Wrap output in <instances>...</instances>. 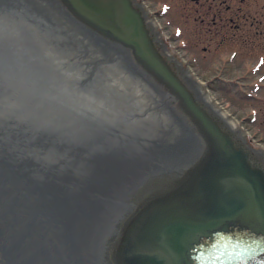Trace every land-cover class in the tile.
<instances>
[{
  "label": "water",
  "instance_id": "1",
  "mask_svg": "<svg viewBox=\"0 0 264 264\" xmlns=\"http://www.w3.org/2000/svg\"><path fill=\"white\" fill-rule=\"evenodd\" d=\"M154 39L134 0H0V264H264V156Z\"/></svg>",
  "mask_w": 264,
  "mask_h": 264
},
{
  "label": "flooded vegetation",
  "instance_id": "2",
  "mask_svg": "<svg viewBox=\"0 0 264 264\" xmlns=\"http://www.w3.org/2000/svg\"><path fill=\"white\" fill-rule=\"evenodd\" d=\"M134 1L141 8L147 9L146 11L149 13L146 17L147 21L150 18L156 20V22L160 18L164 20V17L158 16L160 13L155 8L159 10L163 9V7L169 10L172 9L170 13H173V10L183 11L179 15L185 21L184 23L188 24L186 22L188 18H191L196 23L194 40L200 45V49L207 51L210 45L215 44L216 50L219 51L218 57L222 58H216L215 62L220 63L221 66H216L214 70L217 74H223V76L204 80L197 78L198 83L204 88L226 90L230 88V91H232L233 85L241 86L243 88L240 89L239 94L241 93L240 95L243 98L249 97L264 101V71L261 73L260 81L251 85L252 92L244 90L246 84L239 82L241 80L240 76L239 81H234L229 76H225L232 70L244 72L246 70L245 67L249 66L250 62H253L251 56L255 58L254 61L258 60L260 55L264 56V0H151L149 4L147 0ZM145 4H147V7L150 6L152 13L155 14H153L154 17H150V10L146 8ZM158 33L162 37V34ZM161 40V43L159 41L156 43L154 39L157 48L173 70L180 76L187 73L186 70H190L192 73V70L182 61H178L171 55L167 44L163 41V37ZM232 51L237 54L230 61L229 56L224 57V54ZM242 63L243 65H241ZM261 64H264L263 59ZM262 68L260 67L258 73L261 72ZM185 83L189 85L187 81ZM197 97L202 104H206L201 92L198 91ZM215 99L217 98L215 97ZM218 103L219 107H222L225 111L223 106H221V102L218 101ZM258 111H262L264 114V107H259ZM228 115L232 116V113H228Z\"/></svg>",
  "mask_w": 264,
  "mask_h": 264
},
{
  "label": "rangeland",
  "instance_id": "3",
  "mask_svg": "<svg viewBox=\"0 0 264 264\" xmlns=\"http://www.w3.org/2000/svg\"><path fill=\"white\" fill-rule=\"evenodd\" d=\"M150 1L151 0H147L148 4ZM145 5L146 8L150 10V17H154L153 11L149 8L150 6L147 7V4ZM155 9L160 13L158 16L164 17V20L161 18L158 19V30L162 34L164 38L163 41L167 44L171 55L189 67L196 78L204 80L212 79L216 76L222 77L223 74H217L214 70L216 66H221L220 63L215 62L216 58H222L218 57L219 51L216 50L215 44L210 45L207 51H203L200 49V45L196 43V40H194L196 28L195 21L188 18L186 20L188 24L184 23L185 21H183L179 15V13H183V11L173 10V13H170L172 9L169 10L164 7L160 10L158 8ZM236 54L235 51H232L231 53H225L224 57L229 56L231 61L236 57ZM254 59L255 58L251 56V60H253L255 64L250 62V65L245 67L246 70L244 72L232 70L225 75L229 76L234 81H239L241 79L239 82L246 84L244 90L247 92H252L251 85L260 81L261 73L264 71V64H261L262 59L264 60V56L260 55L256 61H254ZM241 65H243V63ZM260 67L263 68L261 72L258 73ZM242 88L241 86L233 85L232 91H230V88L229 90L216 88H209L208 90L214 98H217V101L221 102V106H223L227 113H232V116L235 115L233 117L238 122L239 127L247 134V142L253 148H262L264 150V114L262 111H258L259 107H264V101L249 97L243 98L242 95H240L241 93L239 94Z\"/></svg>",
  "mask_w": 264,
  "mask_h": 264
},
{
  "label": "bare ground",
  "instance_id": "4",
  "mask_svg": "<svg viewBox=\"0 0 264 264\" xmlns=\"http://www.w3.org/2000/svg\"><path fill=\"white\" fill-rule=\"evenodd\" d=\"M143 11L144 13L146 14V17L149 15L148 11H146L143 7ZM150 26L152 27V29L155 31V33L157 34V36L160 38V34L158 33V22H156V20L150 18V20L147 21ZM162 41V40H161ZM187 73H191L190 70H186ZM192 75V73L190 74ZM194 77V75H192ZM196 79V77H195ZM197 88H198V91L201 92L203 94V97H204V100L206 101V104L209 105V106H212L215 111L217 113H219L221 115V118L223 121H226V124L239 136L241 137L242 139H246L247 138V135L246 133L239 127V124L238 122L230 117L228 115L227 112H225L222 107H219V103L218 101L214 98V96L211 94V92H209L208 89L204 88V86H202L201 84L198 83V80H197V85H195ZM259 153H261L263 156H264V150L262 149Z\"/></svg>",
  "mask_w": 264,
  "mask_h": 264
}]
</instances>
